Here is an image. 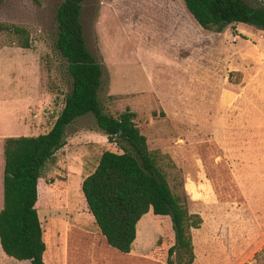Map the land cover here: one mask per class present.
Segmentation results:
<instances>
[{"label":"rangeland","instance_id":"rangeland-1","mask_svg":"<svg viewBox=\"0 0 264 264\" xmlns=\"http://www.w3.org/2000/svg\"><path fill=\"white\" fill-rule=\"evenodd\" d=\"M61 2L0 0V130L11 136L49 131L72 89L55 47ZM180 8L179 0H86L85 37L103 69L99 99L114 116L136 113L172 189L187 193L189 210L203 217L192 230L193 264H258L256 253L264 248V29L236 23L214 32L190 12L181 29L171 16ZM12 25L26 29L30 47L5 29ZM65 138L44 169L51 189L40 188L47 264H168L175 242L170 216L145 214L133 243L142 251L127 254L108 244L87 207L80 175L94 170L104 151L123 149L91 113L70 124ZM11 261L0 257L2 264Z\"/></svg>","mask_w":264,"mask_h":264},{"label":"trees","instance_id":"trees-1","mask_svg":"<svg viewBox=\"0 0 264 264\" xmlns=\"http://www.w3.org/2000/svg\"><path fill=\"white\" fill-rule=\"evenodd\" d=\"M183 1L206 30L222 32L236 23L264 29L263 0L257 5L246 0ZM85 2L62 0L56 10L55 47L64 57L72 77V89L65 95L62 111L49 131L8 136L4 140L2 249L18 260L47 264L44 260L47 246L38 212L41 178L47 163L54 162L56 152L65 146L68 126L78 117L91 113L109 141L123 149L122 153L104 151L94 171L81 185L89 212L108 244L121 252H131L137 224L152 210L156 215L170 216L172 221L175 242L169 248L167 263L193 264L196 255L192 230L201 227L203 217L189 210L187 193L180 195L172 189L136 122V113L127 109L114 116L102 107L99 90L103 69L87 45L82 22ZM5 29L17 36L20 46L30 47L26 29L17 25ZM256 258L258 264H264V248L256 253Z\"/></svg>","mask_w":264,"mask_h":264},{"label":"crops","instance_id":"crops-1","mask_svg":"<svg viewBox=\"0 0 264 264\" xmlns=\"http://www.w3.org/2000/svg\"><path fill=\"white\" fill-rule=\"evenodd\" d=\"M179 2L181 4V8L179 10H172L171 11V16L173 18H176V20L172 19V22L179 24L177 27L183 29V25H184L185 20H186L187 12H189V10L185 6L184 1L182 2V1L179 0ZM8 132H9V130H4V129L0 130V211L4 207V168H5L4 140H5L6 137L11 136L10 134H8ZM92 171H94V170H92ZM92 171H89L85 176L83 175V173L80 175L81 179L79 181V185L82 184L84 178L88 174H90ZM72 174H74V173H72ZM77 174L78 173H75L74 175H77ZM68 183H69V180H67V183H65L66 187H67ZM41 186H44L46 189H51L50 186L48 188L46 187V183H45L43 177L41 178L40 187ZM39 211L41 212L42 210L40 209ZM141 251H142V248L137 247L136 249H134V246H133L131 252H129L127 254L140 253ZM3 256H6L7 258H10V260H12L11 261L12 264H18L17 262H15V260H13L11 258V256L10 257L7 256V254L3 251L1 243H0V257H3ZM49 258L51 259L50 254L48 253L47 248H46V251L44 253V260L46 261V263H47V260H49ZM53 262H55V261H53ZM0 264H2V263L0 262ZM48 264H50V262Z\"/></svg>","mask_w":264,"mask_h":264}]
</instances>
